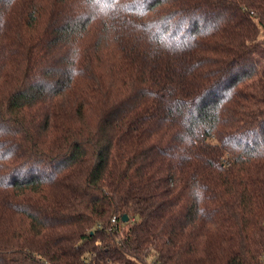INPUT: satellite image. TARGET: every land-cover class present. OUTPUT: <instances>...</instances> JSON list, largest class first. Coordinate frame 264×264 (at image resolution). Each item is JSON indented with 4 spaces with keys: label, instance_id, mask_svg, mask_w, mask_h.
<instances>
[{
    "label": "trees",
    "instance_id": "obj_1",
    "mask_svg": "<svg viewBox=\"0 0 264 264\" xmlns=\"http://www.w3.org/2000/svg\"><path fill=\"white\" fill-rule=\"evenodd\" d=\"M0 264H264V0H0Z\"/></svg>",
    "mask_w": 264,
    "mask_h": 264
},
{
    "label": "water",
    "instance_id": "obj_2",
    "mask_svg": "<svg viewBox=\"0 0 264 264\" xmlns=\"http://www.w3.org/2000/svg\"><path fill=\"white\" fill-rule=\"evenodd\" d=\"M125 222H127L128 221V218L127 217H125V220H124Z\"/></svg>",
    "mask_w": 264,
    "mask_h": 264
}]
</instances>
